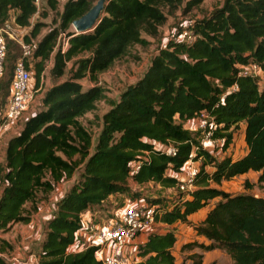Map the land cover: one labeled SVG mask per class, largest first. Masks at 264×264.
<instances>
[{
  "label": "trees",
  "instance_id": "1",
  "mask_svg": "<svg viewBox=\"0 0 264 264\" xmlns=\"http://www.w3.org/2000/svg\"><path fill=\"white\" fill-rule=\"evenodd\" d=\"M93 1L65 0L57 26L36 39L44 25L32 21L38 12L37 0H0V25L12 18L17 26L30 27L23 43L33 46V62L22 58L36 86L48 61L53 62L51 74L60 77L67 62L83 55L75 61L70 78L51 86L42 98V108L7 141L5 161L0 165V232L30 222L39 210V194L46 197L57 183L77 174L45 223L37 264H102L94 247L68 250L83 227L82 214L102 206L112 195L130 192V182L180 188V179L170 172L180 173L194 160L201 163L194 179L196 189L188 197H179L171 209L149 200V205L156 206L155 221L172 227L151 231L137 247L138 259L132 264H204L202 253L177 261L175 225L181 222L210 241L187 242L182 250L220 248L235 264H264V197L220 188L223 182L251 170L260 173L257 183L264 185V0H226L209 17L195 21L192 43L173 41L167 48L160 47L142 77L110 103L94 145L80 119L95 111L96 103L104 98L99 73L131 47L147 45L142 32L156 37L167 20L162 8L177 0H107L92 31H69ZM203 1L188 0L187 7L191 10ZM46 2L57 9L60 0ZM61 34L68 38L64 52L57 48ZM21 53L18 44L7 40L0 111ZM253 64L259 72L244 69ZM82 78L94 84L83 89ZM203 113L209 118L206 130L212 131L213 140L223 141L224 151L243 125L247 152L239 158H217L205 149L185 126ZM170 145L176 148L175 154L164 150ZM133 161L139 162L137 172L131 171ZM246 187L251 189L253 184L247 180ZM213 199L217 200L205 218L194 224L189 217ZM6 250L0 247V254ZM0 264H9L2 255Z\"/></svg>",
  "mask_w": 264,
  "mask_h": 264
},
{
  "label": "rangeland",
  "instance_id": "2",
  "mask_svg": "<svg viewBox=\"0 0 264 264\" xmlns=\"http://www.w3.org/2000/svg\"><path fill=\"white\" fill-rule=\"evenodd\" d=\"M64 1L65 0H60L57 9H52L47 4L46 0H37L38 12L33 16L32 21H39L44 25L42 26L40 34L36 39L48 32L51 28L57 26L58 14L62 10ZM225 1L226 0H204L199 6L194 7L191 10H189L187 7L188 0H177L173 6H164L162 10L164 14H166L167 20L159 28L158 35L156 37H150L142 32V36L148 41L147 45H135L131 47L128 54L117 59L108 70L99 73L98 84L104 88V98L96 103L95 111L85 114L80 119L82 124L91 133L93 145L96 143L98 133L102 127V115L110 109L111 102H115L119 99L120 94L127 86L134 84L140 77H142L150 64L152 57L158 53V50L161 47V41L163 40L164 36H166L167 33L173 29H179L182 26H188L189 23H195L197 20H201L204 17H209L216 9L222 8L225 4ZM96 2L97 0H94L92 4L94 5ZM41 12H45V16H43ZM0 30L2 31L6 42L7 40H11L21 47V57L25 56L28 61L33 62V59L31 58L33 46L26 45L25 48H23L20 44V42L23 44V36L30 31V27H19L13 22L11 18H8L0 25ZM68 30L75 33L72 25L69 26ZM65 38V34H61L58 40L59 47L57 48H61L62 44L66 40ZM80 57H83V55L75 57L67 62L64 73L60 77H55L51 74L50 71L53 62L52 60L48 61L44 71L42 83L38 85L40 86V89L35 92L34 99L27 110L29 113H35L42 108V98L45 92L51 86L70 78L72 75L71 71L75 67L74 63ZM79 82L81 83L83 89H87L94 84L88 78H82L79 80ZM38 86H36L35 77L33 76V87L37 88ZM17 122L20 123V119ZM185 126L187 129L193 132L194 136L199 139L203 147L205 145V149L209 150L211 153L217 156V158H222L226 155H232L234 158L243 156V152L245 150L244 141L242 139L243 125H241L240 128L236 130L234 134V140L229 149L226 151H224L222 148L223 141H216L213 143L208 142L206 136L207 130L206 127L201 126L200 118L186 122ZM159 147H162V145H159ZM92 151L93 147L91 148V152ZM200 163L201 161H198V163L194 165L199 166ZM259 174L260 173L256 171H251L249 173L247 172L246 176L239 175L229 181L223 182L220 188L233 194L249 192L257 196L264 197V185H258L257 183ZM76 179L77 174L71 179L63 180L57 183L54 190L46 197H43L42 194H39V210L37 215H35L37 212L34 214L35 216L33 215L34 220L39 221L41 220V217L51 215L56 209V202L66 193V191L70 188L74 181H76ZM247 180L253 184L251 189L246 187ZM129 187L130 192L112 195L102 204V206L95 207L93 211L90 212L92 215V228H89L88 233H92L96 227H100L102 224L108 222L111 218H116L122 206L128 203L134 202L137 205H149V200L159 201L163 207L171 209L173 203L176 202L179 197H188L196 189L188 187L185 190H180V188H166L153 183L136 185L132 182L129 183ZM216 200L217 199L211 200L208 205H213ZM156 224L157 230H162L160 222L156 221ZM181 225H184L182 230L191 227L187 223L183 222H181ZM23 228L25 231H27V227L24 223H17L14 224L10 230L6 232H0V247H6L8 249L4 253L2 252L3 257L7 262L10 255L9 253L13 252L15 246L21 242L20 233L23 235L25 232L23 231ZM34 232L37 234H45V224H42V229L41 227L39 229L35 228ZM181 235L183 236L180 238L181 241L184 239H194L193 235H190L188 230H184ZM12 236L13 239L10 238ZM4 242H6L7 245H10L12 249L8 248ZM208 243H210V241ZM136 246L137 244L130 254L132 260H136L137 258ZM181 248L182 246L180 248H174L178 262H181L183 259L189 257L192 253H202L204 255V264H209L212 261H217L221 264H235L230 255L224 249L219 248L205 252L200 248H196L193 251L182 250Z\"/></svg>",
  "mask_w": 264,
  "mask_h": 264
},
{
  "label": "built area",
  "instance_id": "3",
  "mask_svg": "<svg viewBox=\"0 0 264 264\" xmlns=\"http://www.w3.org/2000/svg\"><path fill=\"white\" fill-rule=\"evenodd\" d=\"M194 25L195 23H189L188 26H182L179 29L169 31L162 40L161 48H167L169 43L173 41L192 43L196 39L193 30ZM65 39L66 40L60 48L61 52H64L68 47V38L66 37ZM20 44L25 48L26 45L24 43L22 44L20 42ZM57 47H59V43H57ZM5 52L6 40L0 30V78L4 73ZM244 69L247 72H259V68L255 64L244 67ZM44 71L41 75L40 84L42 83ZM39 89L40 86L37 88L33 87V74L27 67L24 59L20 57L14 64L9 86V95L3 110L0 111V135L8 122L21 119L22 115L28 110L29 105L33 101L35 92ZM199 118L201 126L207 128L209 121L207 114L203 113ZM212 126L211 124V127ZM206 134L208 142H216V140H213L211 137V130H208ZM204 148H206L205 145ZM164 150H166L168 154L176 153V148L172 145L166 147ZM130 168L132 172H137L139 169V162H131ZM182 172H185L186 175L180 180V190H185L188 187L196 188L194 179L198 172V165H194L192 162L188 167L184 166ZM155 213L156 206L154 205H137L134 202L128 203L116 218H111L100 227H96L80 250H72L71 252L94 247L96 249L95 255H97V259L100 260L102 264H132L130 263V254L135 248V245L137 244V249V247L147 239V235L151 231L157 230V224L154 218Z\"/></svg>",
  "mask_w": 264,
  "mask_h": 264
},
{
  "label": "crops",
  "instance_id": "4",
  "mask_svg": "<svg viewBox=\"0 0 264 264\" xmlns=\"http://www.w3.org/2000/svg\"><path fill=\"white\" fill-rule=\"evenodd\" d=\"M28 113H29L28 111L24 112V114L22 115V117L20 119V123L17 121L8 122V124H6V126H5L2 134L0 135V165L4 164V161H5V149H6L8 139L10 137L18 134V132L20 131V129L22 127L23 121L26 120L30 115L34 114V113H29V114ZM191 120H194V119H191ZM191 120H189L187 122H190ZM242 139L244 141V147H245V150L243 152V155H244L247 152V146H246V143L244 140V129H243ZM157 147H159V144H157ZM192 162H193V164L198 163V161L192 160V161H188L184 166L188 167V165H190ZM208 169L213 170L212 167H208ZM251 171H249V172H251ZM170 174L178 177L180 180L183 179L184 176L186 175L185 172L176 173L174 171H171ZM246 175H247V173L244 175H240V176H246ZM1 190H2V183L0 182V193H1ZM125 206L126 205L122 206V208L119 210V213L124 209ZM211 207H212V205H207L204 208H202L201 210H199L197 213L192 214L189 217L190 220L194 224L201 222L205 218L207 212L209 211V209ZM37 214H38V212L35 215H37ZM51 215L46 216V217L43 216V217H41V220H39V221H35L34 217L32 216V219L30 220V222L25 224V226L27 227V231H25V229L23 228V231H25V232L23 235H21V233H20L21 242H19V244H17V246H15V249L13 250V252L9 253L10 254L9 258H8L9 264H37L38 253L40 252L41 244L44 241L45 234H42V233L37 234L34 232V230H35V228L39 229L40 227L42 229V224H45V222L51 217ZM91 222H92V215H91L90 211L84 212L82 214L83 227L76 233L75 242L69 246V248H68L69 251L80 250L82 245L85 243V241L88 239L89 235L91 234V233H88L89 228H92ZM160 225L162 226L161 231H164L167 228L172 227L171 225H169L167 223H162V222H160ZM184 225H181V223H177L175 225L177 227V237H178L175 248L176 247L180 248L184 243L191 242L194 240H197L199 242H205V243L209 242L208 239L205 238L204 236H199L192 227H189L188 229L186 228L184 230L185 231L188 230L189 234L193 235L194 239H189V240L184 239L183 241H181L180 238L182 236L181 234L184 232V230H182ZM13 236L10 238L13 239ZM0 255L3 256V254H0ZM95 256L97 258V255H95ZM136 260H137V258H136ZM136 260L131 259L130 263H132Z\"/></svg>",
  "mask_w": 264,
  "mask_h": 264
},
{
  "label": "water",
  "instance_id": "5",
  "mask_svg": "<svg viewBox=\"0 0 264 264\" xmlns=\"http://www.w3.org/2000/svg\"><path fill=\"white\" fill-rule=\"evenodd\" d=\"M106 1L107 0H97V2L82 17L71 23L75 34L87 33L95 28L102 16Z\"/></svg>",
  "mask_w": 264,
  "mask_h": 264
}]
</instances>
